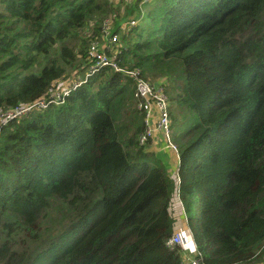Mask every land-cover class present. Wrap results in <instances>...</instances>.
<instances>
[{
    "label": "trees",
    "instance_id": "1",
    "mask_svg": "<svg viewBox=\"0 0 264 264\" xmlns=\"http://www.w3.org/2000/svg\"><path fill=\"white\" fill-rule=\"evenodd\" d=\"M139 2L107 53L166 93L175 186L138 143L132 77L87 71L113 0H0V109L75 81L0 124V264H180L171 194L196 259L264 264V0Z\"/></svg>",
    "mask_w": 264,
    "mask_h": 264
},
{
    "label": "built area",
    "instance_id": "2",
    "mask_svg": "<svg viewBox=\"0 0 264 264\" xmlns=\"http://www.w3.org/2000/svg\"><path fill=\"white\" fill-rule=\"evenodd\" d=\"M145 2L148 0H140ZM138 21V17H130L120 22L115 28L112 20H102L99 31L100 40H92L88 45V54L92 56V61L87 71H92L96 67L109 64L114 69H121L112 61V56L107 52H114L113 46L116 44L120 32L126 30L129 25H133ZM123 70V69H121ZM133 79L134 93L137 96V107L142 111L143 129L138 134V143L145 144L148 139L153 138L154 133L158 131L167 148L177 154L176 144L170 138V119L168 113V99L161 85L149 82L144 79L137 69L123 70ZM75 86V81L70 79L53 81L44 94L38 98L28 102H20L12 106L0 109V124L8 119L19 117L20 115L32 109H42L50 103H61L66 95ZM186 243V237L178 230H173L168 237L166 244L168 246L178 245L181 247V263L180 264H206L194 257V253L183 251ZM195 249V247H194ZM258 264V263H256Z\"/></svg>",
    "mask_w": 264,
    "mask_h": 264
},
{
    "label": "crops",
    "instance_id": "3",
    "mask_svg": "<svg viewBox=\"0 0 264 264\" xmlns=\"http://www.w3.org/2000/svg\"><path fill=\"white\" fill-rule=\"evenodd\" d=\"M145 146L147 150H149L150 152H153L155 155H157L158 157H160V159L163 160L162 162H164L165 168L167 170H168V167L171 165V168H173V172H174V184H175L177 182V176L175 175L176 166H177V154L173 152L172 150H170L169 148H167L161 134L158 131L154 133L153 138L148 139V141L145 143ZM173 195H174V201L176 204V208H175L176 212L178 210V212H180L181 215H180V218H176L175 216L172 215V212L169 209V212L171 216L173 217L172 231L178 230L185 237H187L188 239H186V243L184 244L182 249L183 251H187L189 253V251L187 250V246H188V241H191L193 245L191 253H194V250H195L194 242L192 240L190 231L186 226L182 206L180 205V202L178 201L176 195L175 194Z\"/></svg>",
    "mask_w": 264,
    "mask_h": 264
},
{
    "label": "rangeland",
    "instance_id": "4",
    "mask_svg": "<svg viewBox=\"0 0 264 264\" xmlns=\"http://www.w3.org/2000/svg\"><path fill=\"white\" fill-rule=\"evenodd\" d=\"M150 1V0H148ZM132 3L134 2V0H113V9L112 11L110 12V14H107L104 16V20H112V16L110 15H113L115 16V19L112 20V23L111 25L115 22H116V25H118L120 22H122L123 20L127 19V18H130V17H138V20L141 18L139 17L140 13H141V16L144 17V14H145V11H146V8L147 6H149V2H145V3H138V6L136 5V7H134V10L133 8L129 11L127 8V6H129V3ZM138 10V11H137ZM146 21V19H145ZM117 45V44H115ZM114 45V46H115ZM117 47V46H116ZM74 72V69L71 70V68L67 67L64 75L60 78V80H65V79H70L69 77L71 76V74ZM160 80H164V77L162 78H159V80H157L158 82H160ZM149 82H152V83H156V81H150L148 80ZM146 147V146H145ZM163 166L165 168V164L163 162ZM165 171L168 175V177L171 179V181L173 182L174 184V172H173V168H171V165L168 167V170L165 168ZM175 175H176V172H175ZM175 186V184H174ZM176 204H175V201H174V195L171 194L170 196V211L172 212V215L175 216L176 218H180V215L181 213L176 212ZM186 239H188L186 237ZM192 248H193V245L191 243V241H188V246H187V250L189 251V253H191L192 251Z\"/></svg>",
    "mask_w": 264,
    "mask_h": 264
}]
</instances>
